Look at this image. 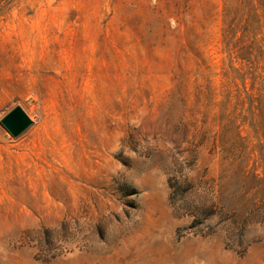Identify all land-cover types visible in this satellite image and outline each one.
Wrapping results in <instances>:
<instances>
[{"label":"rangeland","instance_id":"374dc122","mask_svg":"<svg viewBox=\"0 0 264 264\" xmlns=\"http://www.w3.org/2000/svg\"><path fill=\"white\" fill-rule=\"evenodd\" d=\"M0 264H264V0H0Z\"/></svg>","mask_w":264,"mask_h":264},{"label":"water","instance_id":"95a60500","mask_svg":"<svg viewBox=\"0 0 264 264\" xmlns=\"http://www.w3.org/2000/svg\"><path fill=\"white\" fill-rule=\"evenodd\" d=\"M1 123L16 137L31 124V120L20 106H16L1 119Z\"/></svg>","mask_w":264,"mask_h":264},{"label":"trees","instance_id":"16d2710c","mask_svg":"<svg viewBox=\"0 0 264 264\" xmlns=\"http://www.w3.org/2000/svg\"><path fill=\"white\" fill-rule=\"evenodd\" d=\"M185 180H181L180 178L174 177L172 179H169L168 186L171 190L172 198H176V202L179 204V206H191V202L187 199L186 196V188L187 184L184 182Z\"/></svg>","mask_w":264,"mask_h":264}]
</instances>
